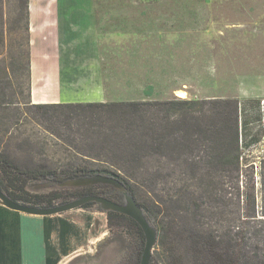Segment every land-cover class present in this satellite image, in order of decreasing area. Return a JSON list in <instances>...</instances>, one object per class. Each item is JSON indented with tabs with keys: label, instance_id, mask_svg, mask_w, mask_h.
Masks as SVG:
<instances>
[{
	"label": "trees",
	"instance_id": "1",
	"mask_svg": "<svg viewBox=\"0 0 264 264\" xmlns=\"http://www.w3.org/2000/svg\"><path fill=\"white\" fill-rule=\"evenodd\" d=\"M14 5L27 38L28 0H14ZM6 76L0 71V187L12 200L49 207L62 191L32 195L26 190L30 183L112 177L157 230L156 255L149 264H264V181L259 200L254 188L239 185L243 165L249 164L242 149L264 134L259 101L252 106L234 99L174 97L31 104L29 94L26 102L13 101ZM20 107L28 115L23 123ZM27 120L45 136L39 132L13 142L26 152L22 157L10 148L16 138L12 130L21 134ZM260 163L264 168V157ZM93 187L101 192L92 186L65 191L60 203L85 195L120 201L107 184ZM105 213L110 230L134 236L129 264H139L145 241L141 228L124 214Z\"/></svg>",
	"mask_w": 264,
	"mask_h": 264
},
{
	"label": "rangeland",
	"instance_id": "2",
	"mask_svg": "<svg viewBox=\"0 0 264 264\" xmlns=\"http://www.w3.org/2000/svg\"><path fill=\"white\" fill-rule=\"evenodd\" d=\"M82 2L89 6L88 1ZM93 4L100 32L98 67L107 95L104 102L169 100L180 98L176 93L183 91L185 99H234L239 104L252 106L254 101H259L264 118V0H95ZM14 11V0H3L0 6V71L12 83L6 93L12 95L13 101L26 102L29 94L26 32L23 23L17 22ZM20 111L24 113L23 123L27 112L22 107ZM251 111L250 117L256 114L252 108ZM26 122L19 129L21 134L12 130L16 138L10 146L22 157L26 152L16 150L13 142L16 145L39 132L45 136L36 124L30 123L31 120ZM258 125L254 123L255 129ZM260 138L259 143L242 149L244 163L249 164L243 165L239 179L241 189L254 188L258 200L264 181V168L260 163L264 157V134ZM102 184L107 183L75 180L53 185L35 182L26 190L32 195L62 191L53 201L57 204L66 199L65 191L92 186V191L101 192V188L93 186ZM107 186L116 191L110 193L117 200H123L121 188ZM0 211L6 222L12 214L26 216L1 204ZM50 217L58 218L60 224L78 222L85 232L84 239L76 245L79 250L72 252L76 246H70L71 251L54 264L133 262L134 236L120 233L116 227L110 230L106 213L100 211L98 205ZM38 229L33 223H12L10 230L14 232L3 241L0 239V264H23L20 261L23 248L32 247L36 254L31 255L36 258L42 242L32 234ZM155 255L153 248L152 256Z\"/></svg>",
	"mask_w": 264,
	"mask_h": 264
},
{
	"label": "crops",
	"instance_id": "3",
	"mask_svg": "<svg viewBox=\"0 0 264 264\" xmlns=\"http://www.w3.org/2000/svg\"><path fill=\"white\" fill-rule=\"evenodd\" d=\"M82 1H88L89 6ZM93 1L28 0L26 62L31 104L107 100L98 67L100 32ZM58 220L50 216L21 217L12 214L10 221L6 222L0 211V239L3 241L15 231V228L13 232L10 230L15 221L38 225L39 229L32 235L42 242V247L37 250L39 255L33 258L31 254L35 252L32 247L28 250L23 248L20 261L23 264H54L71 251L70 246H76L79 240H83L85 233L84 226L80 228L82 225L78 222L64 221L60 224ZM78 250L77 246L72 248V252Z\"/></svg>",
	"mask_w": 264,
	"mask_h": 264
},
{
	"label": "water",
	"instance_id": "4",
	"mask_svg": "<svg viewBox=\"0 0 264 264\" xmlns=\"http://www.w3.org/2000/svg\"><path fill=\"white\" fill-rule=\"evenodd\" d=\"M76 180H85L92 183L102 182L121 188L123 195L122 203L114 202L99 195H85L49 207L30 206L12 200L5 192L2 191L0 187V204L15 212L41 217L52 216L79 209L87 203H94L95 205H98L100 211L103 212L113 211L124 214L133 219L141 228L145 241L139 264H149L152 256V250L157 243V230L147 219L142 208L136 203L134 198L124 190L123 186L116 179L112 177L95 175Z\"/></svg>",
	"mask_w": 264,
	"mask_h": 264
},
{
	"label": "bare ground",
	"instance_id": "5",
	"mask_svg": "<svg viewBox=\"0 0 264 264\" xmlns=\"http://www.w3.org/2000/svg\"><path fill=\"white\" fill-rule=\"evenodd\" d=\"M176 95L179 96L180 98H184L185 97V93L183 91H177Z\"/></svg>",
	"mask_w": 264,
	"mask_h": 264
},
{
	"label": "flooded vegetation",
	"instance_id": "6",
	"mask_svg": "<svg viewBox=\"0 0 264 264\" xmlns=\"http://www.w3.org/2000/svg\"><path fill=\"white\" fill-rule=\"evenodd\" d=\"M122 202V200L121 201H119V203H121Z\"/></svg>",
	"mask_w": 264,
	"mask_h": 264
}]
</instances>
